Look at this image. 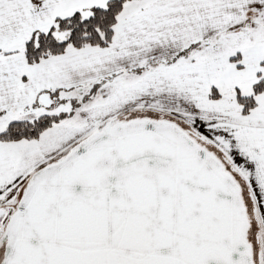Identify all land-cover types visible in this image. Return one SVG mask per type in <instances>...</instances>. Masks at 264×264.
Wrapping results in <instances>:
<instances>
[{"label": "snow or ice", "instance_id": "6c2138e0", "mask_svg": "<svg viewBox=\"0 0 264 264\" xmlns=\"http://www.w3.org/2000/svg\"><path fill=\"white\" fill-rule=\"evenodd\" d=\"M0 264H264V0H0Z\"/></svg>", "mask_w": 264, "mask_h": 264}]
</instances>
